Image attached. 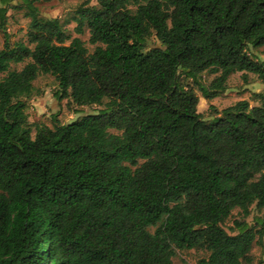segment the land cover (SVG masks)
<instances>
[{
    "label": "trees",
    "instance_id": "1",
    "mask_svg": "<svg viewBox=\"0 0 264 264\" xmlns=\"http://www.w3.org/2000/svg\"><path fill=\"white\" fill-rule=\"evenodd\" d=\"M42 1L0 0V264H172L193 249L205 264H251L264 213L236 234L222 225L264 211V96L210 105L206 121L194 89L211 101L234 73L264 84L251 55L264 0L87 1L71 21L91 53L69 21L40 16ZM10 10L29 19L25 42L10 41ZM39 75L57 100L103 109L32 137L23 99Z\"/></svg>",
    "mask_w": 264,
    "mask_h": 264
},
{
    "label": "rangeland",
    "instance_id": "2",
    "mask_svg": "<svg viewBox=\"0 0 264 264\" xmlns=\"http://www.w3.org/2000/svg\"><path fill=\"white\" fill-rule=\"evenodd\" d=\"M87 1H90V5H96L95 0H47L40 2L37 6L40 16L44 19L58 18L61 22L69 21L64 24L67 32L72 38H80L91 53L94 46L88 42V30L84 29L82 35H77L74 32L75 24L71 21L74 11ZM28 23L29 19L24 17L23 10H10L8 12L7 33L11 43L26 41ZM149 43L158 44L153 37ZM3 46L4 38L0 34V50L3 49ZM251 55L258 60H264V47L252 50ZM22 67L23 64H12L10 70L18 71ZM243 75H245V79H243ZM4 76L5 74H0V79ZM214 77L215 75L203 73L201 79L203 84L207 86ZM33 85L35 89L33 95L28 99H23L26 103V113L32 137L39 127L53 128L57 124H68L84 115L93 114L103 109V106L98 105L77 107L70 99L57 100L54 96L57 91V84L50 75H39ZM194 92L198 97V113L202 115L204 120L210 121L215 116V112L208 110L210 105L217 112L233 106L239 101H247L250 107L259 106L260 98L264 96V84L253 74L234 73L229 76L224 93L211 101H205L197 89H194ZM110 133L117 134L113 130H110ZM263 213L264 211L259 212L254 206H251L249 215L244 218L239 210L235 209L222 227L228 234H236L235 222H245L249 226H254L255 219L262 216ZM153 230L150 229L151 232ZM207 256L208 253L202 249L175 251L172 264H205L203 261L207 260ZM250 258L251 264H264V239H262L261 244L255 243L253 245Z\"/></svg>",
    "mask_w": 264,
    "mask_h": 264
}]
</instances>
